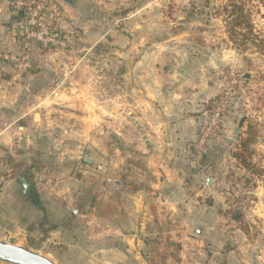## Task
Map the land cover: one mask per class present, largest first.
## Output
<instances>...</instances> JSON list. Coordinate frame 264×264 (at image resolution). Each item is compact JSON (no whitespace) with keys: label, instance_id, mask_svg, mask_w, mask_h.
Returning a JSON list of instances; mask_svg holds the SVG:
<instances>
[{"label":"rangeland","instance_id":"rangeland-1","mask_svg":"<svg viewBox=\"0 0 264 264\" xmlns=\"http://www.w3.org/2000/svg\"><path fill=\"white\" fill-rule=\"evenodd\" d=\"M243 1L246 46L231 41L224 0H0V66L28 82L22 97L35 113L14 154L0 146V242L57 263L50 234L60 223L41 210L64 196L51 189L94 198L108 185L118 198V180L142 169L134 149L156 139L183 167L185 195L172 197L175 217L149 222L121 249L126 263L264 264V0ZM41 4L58 12L43 11L42 23L62 45L32 40L19 69L12 30ZM22 183L39 187L38 202Z\"/></svg>","mask_w":264,"mask_h":264},{"label":"crops","instance_id":"crops-1","mask_svg":"<svg viewBox=\"0 0 264 264\" xmlns=\"http://www.w3.org/2000/svg\"><path fill=\"white\" fill-rule=\"evenodd\" d=\"M4 13L5 9H0V46L5 39ZM19 76L18 72L6 66H0V146L4 143L6 147L2 146L3 151L11 155L16 151V142L28 136L29 118L27 116L30 114L32 117L35 116L28 107V97H22L24 88L27 89L30 85L24 79L21 81L26 85L18 81ZM8 89L17 91L16 97H11L7 92ZM37 101L40 104L39 98ZM154 134H156L153 135L154 138L161 136L158 131ZM142 144L143 146H139L133 152L142 160V169L139 172H133L129 177L125 176V179H130L127 183L126 180L125 182L118 180L120 184L118 198L111 197L112 191L109 190L108 185L101 189L102 195L94 198L87 195L82 197V193L76 197L71 196V188L67 186L62 188V185H59L51 189L52 194L64 196L58 199L60 203L58 209H51L48 204L51 201H48L41 210L47 215L56 211L52 217L60 223L50 234L53 243L57 245L58 264H68V262L71 264H127L121 249L126 246L132 248L131 244L135 243L138 232L146 230L149 222L161 224V222L166 223L168 216L169 219L175 217L172 212V202L175 198L172 197L185 195L184 169L178 164L175 152L170 151L164 143L155 139L153 142L145 141ZM26 185L28 186L27 195L29 197L33 195L38 202L39 187H36V194L35 189L32 190L28 183ZM12 186L14 189V185L10 188ZM175 192H177L176 196H174ZM96 193L95 190L92 194ZM23 194L26 195L24 188ZM93 227L100 228V234L93 236L91 233ZM77 235L80 240L92 245L88 249L80 248L75 243ZM114 240L123 242V245ZM92 252H95L94 255L91 254ZM71 256L78 261L75 263L73 259L64 261Z\"/></svg>","mask_w":264,"mask_h":264},{"label":"built area","instance_id":"built-area-1","mask_svg":"<svg viewBox=\"0 0 264 264\" xmlns=\"http://www.w3.org/2000/svg\"><path fill=\"white\" fill-rule=\"evenodd\" d=\"M35 2L32 1L29 5L34 4ZM20 4V3H19ZM22 6H27L21 3L17 5V11L22 10ZM50 8L46 7L45 4L38 5L36 8H28L26 9V20L25 21H18L15 25V30H12L17 39H20L22 42V50H23V57L21 59L23 64L19 65V69L21 67H27L28 62L30 61V56L28 54L29 47L31 45V41L35 40L38 44L47 47H58L62 45L61 40L58 34L54 33L47 24L42 23L43 20V11H48L50 17L54 14L58 15L54 6H49ZM51 10L54 14H51ZM2 178H0V184L2 182Z\"/></svg>","mask_w":264,"mask_h":264},{"label":"water","instance_id":"water-1","mask_svg":"<svg viewBox=\"0 0 264 264\" xmlns=\"http://www.w3.org/2000/svg\"><path fill=\"white\" fill-rule=\"evenodd\" d=\"M84 163L91 164V160L84 158ZM24 193L27 194L28 186L23 184ZM0 262L7 264H56L49 258L39 255L33 250L18 247L13 240L0 242Z\"/></svg>","mask_w":264,"mask_h":264},{"label":"trees","instance_id":"trees-1","mask_svg":"<svg viewBox=\"0 0 264 264\" xmlns=\"http://www.w3.org/2000/svg\"><path fill=\"white\" fill-rule=\"evenodd\" d=\"M226 2V18L228 20V31L230 34V38L232 42H239L241 46H246L245 41L248 40L249 36L254 37L253 35V25L249 19V16L245 12L244 9V1L243 0H224ZM262 1V0H257ZM236 30H244V34L247 37L242 36L241 40H238L236 37ZM254 44V43H253Z\"/></svg>","mask_w":264,"mask_h":264}]
</instances>
